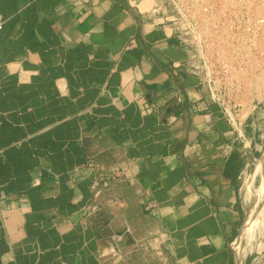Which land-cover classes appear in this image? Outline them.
<instances>
[{
  "label": "crops",
  "instance_id": "crops-1",
  "mask_svg": "<svg viewBox=\"0 0 264 264\" xmlns=\"http://www.w3.org/2000/svg\"><path fill=\"white\" fill-rule=\"evenodd\" d=\"M154 3L0 0V264H238L264 97L233 127Z\"/></svg>",
  "mask_w": 264,
  "mask_h": 264
},
{
  "label": "built area",
  "instance_id": "built-area-1",
  "mask_svg": "<svg viewBox=\"0 0 264 264\" xmlns=\"http://www.w3.org/2000/svg\"><path fill=\"white\" fill-rule=\"evenodd\" d=\"M151 11L169 22L188 53L186 66L239 129L264 97V0H155ZM3 21L0 14V28ZM100 166L86 163L96 182Z\"/></svg>",
  "mask_w": 264,
  "mask_h": 264
},
{
  "label": "rangeland",
  "instance_id": "rangeland-1",
  "mask_svg": "<svg viewBox=\"0 0 264 264\" xmlns=\"http://www.w3.org/2000/svg\"><path fill=\"white\" fill-rule=\"evenodd\" d=\"M264 143L259 146L257 155L251 160L250 165L246 173L244 174L242 184L245 182V178L251 177V184L249 188L242 185V200L245 194L248 197L253 198L255 203V211L260 214V223H254L250 230L244 233V258L247 259L248 264H264V164L259 168L263 161ZM245 179V180H244ZM253 187V188H252ZM245 189V190H244ZM247 190V191H246ZM252 194H251V192ZM253 190V191H252ZM245 191V193H244ZM248 192V193H246ZM254 196V197H253ZM256 196V197H255ZM245 205V213H247V201H243ZM246 217V215H245ZM245 220V219H244Z\"/></svg>",
  "mask_w": 264,
  "mask_h": 264
},
{
  "label": "bare ground",
  "instance_id": "bare-ground-1",
  "mask_svg": "<svg viewBox=\"0 0 264 264\" xmlns=\"http://www.w3.org/2000/svg\"><path fill=\"white\" fill-rule=\"evenodd\" d=\"M263 161H264V154H263ZM264 163H261L259 165V168H261V166L263 165ZM264 168V167H263ZM264 173V172H263ZM246 179V180H245ZM245 182L244 184H242L243 186L249 188V185L251 184V177H247L245 178ZM264 184V183H263ZM253 188V187H252ZM250 189V188H249ZM245 190V189H244ZM247 191V190H246ZM253 191V190H252ZM251 192V190H250ZM245 193V191H244ZM248 193V192H246ZM252 194V192H251ZM246 196H244V199L247 201L246 203L248 204L247 206V213H246V217H245V220L242 221L243 224H241V228H240V231L237 235V237L233 240V245H234V248H235V256L237 259L236 262H238V264H241L242 261H243V258H244V240H243V236H244V233L248 232L251 228V226L255 223H260V214L258 212H256L255 210V202L253 200V198L251 197H248L247 194H245ZM254 197V196H253ZM256 197V196H255ZM243 200V201H245ZM264 210V209H263Z\"/></svg>",
  "mask_w": 264,
  "mask_h": 264
}]
</instances>
